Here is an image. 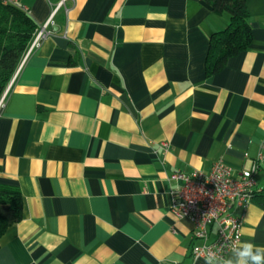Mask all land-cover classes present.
<instances>
[{
  "label": "crops",
  "instance_id": "obj_1",
  "mask_svg": "<svg viewBox=\"0 0 264 264\" xmlns=\"http://www.w3.org/2000/svg\"><path fill=\"white\" fill-rule=\"evenodd\" d=\"M1 1L34 33L53 23L3 92L0 184L21 214L0 264H205L193 221L170 212L173 174L258 163L264 188V0H246L249 45L215 73L229 15L205 0ZM232 212L240 242L264 245V209Z\"/></svg>",
  "mask_w": 264,
  "mask_h": 264
},
{
  "label": "built area",
  "instance_id": "obj_2",
  "mask_svg": "<svg viewBox=\"0 0 264 264\" xmlns=\"http://www.w3.org/2000/svg\"><path fill=\"white\" fill-rule=\"evenodd\" d=\"M23 10L27 11L25 7ZM51 23L52 15L36 29L17 70L28 55L40 47L49 33L48 26ZM4 98L5 93L0 97V108ZM257 167L258 163H255L250 170H240L236 173L230 165L217 160L207 173L194 170L173 174V177L180 181V185L173 190L170 212L179 219L188 217L193 221V237L198 240L191 247L193 257L205 258L208 251L223 256L228 253V243H240L242 219L232 212V208L245 207L252 200L254 192L258 189L254 178ZM225 221H232V224L228 225ZM212 227L215 228V237L209 240Z\"/></svg>",
  "mask_w": 264,
  "mask_h": 264
},
{
  "label": "trees",
  "instance_id": "obj_3",
  "mask_svg": "<svg viewBox=\"0 0 264 264\" xmlns=\"http://www.w3.org/2000/svg\"><path fill=\"white\" fill-rule=\"evenodd\" d=\"M213 11L227 12L226 28L212 33L207 66L208 73L220 70L228 57L246 49L251 40L246 0H205ZM36 24L20 10L0 0V97L33 36ZM253 201L264 209V188L257 189ZM21 214V198L16 187L0 184V236Z\"/></svg>",
  "mask_w": 264,
  "mask_h": 264
},
{
  "label": "clouds",
  "instance_id": "obj_4",
  "mask_svg": "<svg viewBox=\"0 0 264 264\" xmlns=\"http://www.w3.org/2000/svg\"><path fill=\"white\" fill-rule=\"evenodd\" d=\"M225 223L231 225L232 221H225ZM227 247L228 253L223 256L217 252L208 251L205 264H264V245L243 241L236 245L228 243Z\"/></svg>",
  "mask_w": 264,
  "mask_h": 264
}]
</instances>
